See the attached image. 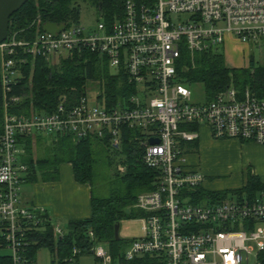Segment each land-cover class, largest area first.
Segmentation results:
<instances>
[{"label": "built area", "instance_id": "1", "mask_svg": "<svg viewBox=\"0 0 264 264\" xmlns=\"http://www.w3.org/2000/svg\"><path fill=\"white\" fill-rule=\"evenodd\" d=\"M33 25L34 40H18L16 32L0 45L4 96L21 78L27 57L49 61L81 50L106 59L114 74L126 76L134 93L109 108L99 102L98 90L91 97L98 86L91 83L77 100L63 96L51 114L30 117L8 114L9 104H18L22 96L3 103L0 248L8 251L9 264H31L28 251L47 228L56 237L63 235L44 209L19 201L27 174L20 140L37 135L95 138L119 149L128 131L143 149V165L156 173L154 189L140 194L134 206L141 214L142 235L113 259L89 232V254L74 247L66 264L91 254L100 264H248L253 254L257 260L264 251V190L251 200H197L205 176L187 166L183 155L185 146L198 140L201 126L216 140L264 146V99L249 91L239 98L228 87L210 102L194 104L176 68L184 51L191 60L198 53L217 52L226 36L242 44L263 39L264 0H124L121 15L111 23L99 22L92 33L71 25L52 37L39 31V18ZM152 138L159 143L150 145ZM116 169L125 172L122 165Z\"/></svg>", "mask_w": 264, "mask_h": 264}, {"label": "trees", "instance_id": "2", "mask_svg": "<svg viewBox=\"0 0 264 264\" xmlns=\"http://www.w3.org/2000/svg\"><path fill=\"white\" fill-rule=\"evenodd\" d=\"M86 1L96 5L106 23H111L116 16L121 15L124 3V0H29L10 18L8 36L18 32V40H34L37 26L33 23L38 18L41 23L64 24L66 27L77 25L79 3ZM27 59V63L22 67L21 78L16 80L6 96L1 90L0 80V134L4 117L3 103L9 102L12 97L22 96V100L15 105L9 104L8 114L30 117L35 114H51L63 96H67L70 101L77 100L83 95L84 87L91 83H97L99 102L109 108L123 103L134 93V89L127 85L126 76L122 72L112 73L106 59L88 50L74 51L61 58L54 66H50L42 56ZM179 64L176 68L180 77L179 82L185 86L201 84L205 90V102H210L228 87L234 88L239 98L249 91L253 97L264 99V65L255 66L252 59L249 60L247 67L234 69L226 65L225 58L219 51L198 53L192 60L184 51ZM134 137V133L126 132L119 149L112 147L107 141L95 138L77 141L70 136L54 139L37 135L20 140L25 150L21 158L27 167L25 182L28 184L57 182L60 166L67 164L71 167L75 183L90 188L89 217L68 222L61 237H56L51 228L37 235L36 240L39 243L28 251L27 257L31 264L35 262V255L42 248L49 250L51 264H66L74 247L80 248L83 254H89L91 247L89 232L93 233L97 243L108 244L113 259H120V252L130 242L122 243L121 240H115V224L124 219H131L132 216H141L134 208L137 198L142 193L152 191L156 180V173L143 165L141 160L143 149L131 140ZM188 144L185 146L187 152L197 150V143ZM34 146L37 155L34 153ZM100 148L104 149L111 159L118 158L116 165L112 162L113 166L117 168L118 165H122L125 172L120 174L109 196L96 198L92 191L94 156ZM245 178L244 186L231 192L214 193L203 185L201 190L196 192V199L224 201L229 196L238 200L254 199L264 190V183L250 171ZM257 260L259 264H264V251L258 254ZM9 263L8 254L0 255V264ZM137 263L139 262H134Z\"/></svg>", "mask_w": 264, "mask_h": 264}, {"label": "crops", "instance_id": "3", "mask_svg": "<svg viewBox=\"0 0 264 264\" xmlns=\"http://www.w3.org/2000/svg\"><path fill=\"white\" fill-rule=\"evenodd\" d=\"M224 39L235 40L230 36ZM245 67L247 66L243 68ZM197 129L198 140L191 142L197 143V150L187 152L185 147L183 156L187 166L200 168L205 176V187L210 192H231L241 189L248 171L264 183V146L227 138L216 140L207 126ZM217 175L226 176L228 179L215 180L214 177ZM23 185H26V188L20 186L21 205L44 209L47 217L60 226L61 221L67 224L70 221L86 219L90 215V188L75 183L70 165L60 166L57 182L34 184L25 182ZM33 264H36V256Z\"/></svg>", "mask_w": 264, "mask_h": 264}, {"label": "rangeland", "instance_id": "4", "mask_svg": "<svg viewBox=\"0 0 264 264\" xmlns=\"http://www.w3.org/2000/svg\"><path fill=\"white\" fill-rule=\"evenodd\" d=\"M80 12L78 17V26L83 28L86 32H94L97 29L99 22H106L104 17H101L99 11L96 8V5L90 1L81 2ZM219 53L222 54L225 58L226 65L229 68L241 69L238 67H244L248 65L250 59L253 60L255 66L264 65V38L259 40L257 43L242 44L236 40L229 41L228 39L220 47ZM60 59H49L48 63L50 66L57 65ZM113 73V71H112ZM91 88V87H89ZM187 90L190 92L191 102L194 104H200L205 101V90L201 84L187 86ZM97 87H94L90 95L93 99L97 96ZM34 153H36V147L34 146ZM245 159V157L240 156ZM22 158V157H21ZM95 169H94V179L92 183L93 195L96 198H103L109 196L113 185L117 182L120 177L115 166L119 161L118 158H112L110 155L100 148V150L95 153ZM113 162V163H112ZM247 166V165H245ZM200 170V168L198 167ZM226 176H215V180H226ZM23 185L21 187H25ZM26 188V187H25ZM135 212V211H134ZM131 218V217H130ZM139 216H132L131 219H124L119 222V239L122 243L133 242L142 235V225L138 221ZM61 226L63 229L66 227V222L61 221ZM130 244L124 246L126 248ZM121 246V245H120ZM102 247L106 252L110 253V248L107 243H102ZM8 251L0 249V255H6ZM111 254V253H110ZM112 255V254H111ZM36 256V264H50V252L48 249H40ZM74 264H100L93 256L84 255L77 259V262ZM115 264V263H114ZM248 264H257V260L254 257V254L248 258Z\"/></svg>", "mask_w": 264, "mask_h": 264}, {"label": "water", "instance_id": "5", "mask_svg": "<svg viewBox=\"0 0 264 264\" xmlns=\"http://www.w3.org/2000/svg\"><path fill=\"white\" fill-rule=\"evenodd\" d=\"M29 0H0V45L7 40L9 34L10 18L17 13ZM65 30L64 24H56L46 22L41 27V32L56 37L61 31ZM159 143L158 139H149L150 145H156ZM129 212H127L128 214ZM119 227L115 224L114 236L115 240L119 241Z\"/></svg>", "mask_w": 264, "mask_h": 264}]
</instances>
